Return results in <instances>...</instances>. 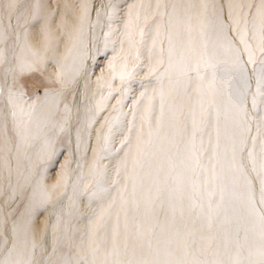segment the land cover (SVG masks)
<instances>
[{
  "label": "bare ground",
  "instance_id": "obj_1",
  "mask_svg": "<svg viewBox=\"0 0 264 264\" xmlns=\"http://www.w3.org/2000/svg\"><path fill=\"white\" fill-rule=\"evenodd\" d=\"M102 2L0 0V264H264L261 0Z\"/></svg>",
  "mask_w": 264,
  "mask_h": 264
},
{
  "label": "snow or ice",
  "instance_id": "obj_2",
  "mask_svg": "<svg viewBox=\"0 0 264 264\" xmlns=\"http://www.w3.org/2000/svg\"><path fill=\"white\" fill-rule=\"evenodd\" d=\"M9 6L10 7H15L16 5L15 4H10ZM103 7H104V5H103V2L101 0L100 9L97 10V17H99ZM108 7L111 9L113 6L112 5H108ZM240 7H243V6H240ZM251 7H252L251 5H248L249 9ZM90 10H91V6L90 5H88V4L82 5V11H83V15H84L85 18L90 14ZM37 14H38V6H37V10L33 11L32 18L35 19ZM246 16H247V14L245 13V16L243 18V22H244L245 25L247 24ZM228 18H229V20L232 21L233 25H238L240 23V19H241L238 16L234 17L232 15L231 11L229 12V17ZM252 20H253L254 27L257 26V22H258L259 31H260V33H262V35H261V45H262L261 46V51L264 52V0H261V3L256 7V11H255V13L252 16ZM17 21L19 22V16L17 17ZM240 31L243 33L244 30L241 29ZM241 43L244 44V49H245V51L247 52V55H248L247 63L253 65L252 71H253V73L256 76V95L264 97V59H262L260 61L259 67H257L256 66L257 61L254 58V54H253L250 46L244 40V35L243 34L241 35ZM237 62H238V71L241 74L242 81H243L244 86H245V92H246L247 88H248V76H247L246 64H245V62L242 59L239 58V56L237 57ZM197 74H198V69H197ZM121 79H123V77H121ZM14 84H15V81H14ZM19 95L22 97L24 94L21 91V92H19ZM44 95H47V92H45ZM11 96H12V93H11V90H10L9 91L10 102H11ZM243 96H244V93H241V107L242 108H243ZM252 107H253V109L257 108V100H256L255 96L253 97V100H252ZM249 155L251 156V153H249ZM239 167L241 169L243 168V162L242 161H241ZM254 170H255V168H254ZM258 176L260 178V184H261L260 202H261V204H264V169H262L261 173H258ZM249 183H251V182H249ZM14 229H15V225H14L13 230ZM2 243L5 244V245L8 244V239L5 238L2 241ZM15 246H16V243H15V240H13L12 248H15Z\"/></svg>",
  "mask_w": 264,
  "mask_h": 264
},
{
  "label": "rangeland",
  "instance_id": "obj_3",
  "mask_svg": "<svg viewBox=\"0 0 264 264\" xmlns=\"http://www.w3.org/2000/svg\"><path fill=\"white\" fill-rule=\"evenodd\" d=\"M37 93H38V94H41V90H40V89H37Z\"/></svg>",
  "mask_w": 264,
  "mask_h": 264
}]
</instances>
